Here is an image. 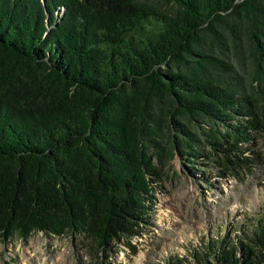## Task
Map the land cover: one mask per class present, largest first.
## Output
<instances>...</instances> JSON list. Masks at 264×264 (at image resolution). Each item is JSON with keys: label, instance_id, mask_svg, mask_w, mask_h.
Returning <instances> with one entry per match:
<instances>
[{"label": "trees", "instance_id": "obj_1", "mask_svg": "<svg viewBox=\"0 0 264 264\" xmlns=\"http://www.w3.org/2000/svg\"><path fill=\"white\" fill-rule=\"evenodd\" d=\"M259 136L264 0H0V241L135 253L173 160L242 179ZM164 264H264V213Z\"/></svg>", "mask_w": 264, "mask_h": 264}, {"label": "rangeland", "instance_id": "obj_2", "mask_svg": "<svg viewBox=\"0 0 264 264\" xmlns=\"http://www.w3.org/2000/svg\"><path fill=\"white\" fill-rule=\"evenodd\" d=\"M255 143L263 162L242 179L208 182L173 160L155 192L152 222L141 237L130 240L135 253L117 242L104 256L77 235L34 232L27 239L14 236L0 241V264H164L171 254L186 257L208 235L231 232L264 213V136ZM204 165L194 167L207 171Z\"/></svg>", "mask_w": 264, "mask_h": 264}]
</instances>
